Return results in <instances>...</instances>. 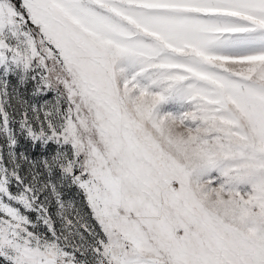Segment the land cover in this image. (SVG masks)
I'll list each match as a JSON object with an SVG mask.
<instances>
[{
  "label": "snow or ice",
  "instance_id": "6c2138e0",
  "mask_svg": "<svg viewBox=\"0 0 264 264\" xmlns=\"http://www.w3.org/2000/svg\"><path fill=\"white\" fill-rule=\"evenodd\" d=\"M0 264H264V0H0Z\"/></svg>",
  "mask_w": 264,
  "mask_h": 264
},
{
  "label": "rangeland",
  "instance_id": "374dc122",
  "mask_svg": "<svg viewBox=\"0 0 264 264\" xmlns=\"http://www.w3.org/2000/svg\"><path fill=\"white\" fill-rule=\"evenodd\" d=\"M65 196H66V198L74 197L75 196V192L65 189Z\"/></svg>",
  "mask_w": 264,
  "mask_h": 264
}]
</instances>
